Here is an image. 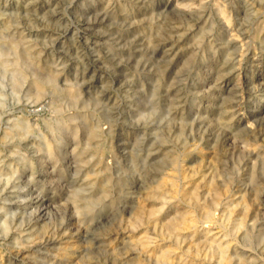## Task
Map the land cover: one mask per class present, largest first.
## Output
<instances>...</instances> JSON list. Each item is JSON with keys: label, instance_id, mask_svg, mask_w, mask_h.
<instances>
[{"label": "rangeland", "instance_id": "obj_1", "mask_svg": "<svg viewBox=\"0 0 264 264\" xmlns=\"http://www.w3.org/2000/svg\"><path fill=\"white\" fill-rule=\"evenodd\" d=\"M0 264H264V0H0Z\"/></svg>", "mask_w": 264, "mask_h": 264}, {"label": "bare ground", "instance_id": "obj_2", "mask_svg": "<svg viewBox=\"0 0 264 264\" xmlns=\"http://www.w3.org/2000/svg\"><path fill=\"white\" fill-rule=\"evenodd\" d=\"M262 80H263V79H262ZM262 80H261V81H262ZM262 83H263V82H262ZM260 84H261V83H260ZM260 84H259V85H260ZM26 192H27V191H26ZM34 194H35V193H34ZM31 195H32V194H31ZM31 195H30V197H31ZM28 196H29V195H28ZM37 196H38V195H37ZM37 196H36L35 198H37ZM39 196H40V195H39ZM38 198H39V197H38ZM40 198H41V197H40ZM42 199H43V198H42ZM35 200H36V199H35ZM40 202H41V201H40ZM38 203H39V202H38ZM45 203H46V202H45ZM45 203L42 202V204H45ZM42 204H41V205H42ZM30 205H32V204L30 203ZM37 206H38V205H37ZM47 206H48V205H47ZM47 206H46V207H47ZM44 207H45V206H44ZM33 209H34V208H33ZM39 209H40V208H39ZM44 210H45V209H44ZM36 211H37V209H36ZM36 213H37V212H36ZM37 215H38V214H37ZM46 241H47V240H46Z\"/></svg>", "mask_w": 264, "mask_h": 264}]
</instances>
